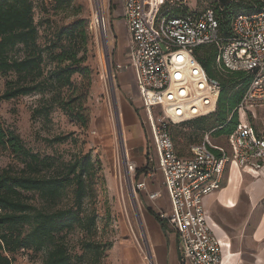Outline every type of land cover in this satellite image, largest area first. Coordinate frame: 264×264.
<instances>
[{
	"label": "built area",
	"instance_id": "built-area-1",
	"mask_svg": "<svg viewBox=\"0 0 264 264\" xmlns=\"http://www.w3.org/2000/svg\"><path fill=\"white\" fill-rule=\"evenodd\" d=\"M92 1L106 26L105 0ZM256 1L255 8L233 17L224 39L211 8L189 11L186 0H122L127 63L118 68L132 72L147 117L154 156L147 160L146 177L155 172L161 176L167 209L157 207L156 214L176 233L182 264H221V244L208 225L203 199L220 188L229 162L256 170L264 161V135H257L248 120L252 109L264 107V0ZM173 9L179 12L171 16ZM202 46L217 49L220 70L245 73L249 81L232 112L237 125L228 136L230 153L206 134L183 157L170 126L214 113L221 93L220 82L207 76L193 55ZM156 110L160 118H154ZM123 164L135 197L146 190V180H134L137 167L126 150ZM146 196L151 203L162 197L157 191Z\"/></svg>",
	"mask_w": 264,
	"mask_h": 264
},
{
	"label": "trees",
	"instance_id": "trees-1",
	"mask_svg": "<svg viewBox=\"0 0 264 264\" xmlns=\"http://www.w3.org/2000/svg\"><path fill=\"white\" fill-rule=\"evenodd\" d=\"M72 1L54 0L58 8ZM219 3L210 8L215 13L221 37L226 39L233 17L249 12L257 1L230 0L222 6ZM178 12L173 9L168 14L174 16ZM84 34V22L76 21L57 29L41 44L32 0H0V75L14 76L5 82L0 101L39 95V105L32 111L33 119H47L56 108L85 126L82 105L77 103L82 95L77 93L72 80L74 75L88 73V68L81 65L84 57L79 56L84 44L80 38ZM193 55L207 76L221 84L216 110L205 117H216L214 133L229 135L237 125L232 112L249 77L241 72H227L229 79H223L222 70L215 63L217 49L213 46L198 47ZM69 136L58 135L46 142L62 144ZM0 146L23 164L19 170H0V264H11L12 256L20 250L42 252L44 257L39 264H75V259L81 260L86 255L97 263L104 249L91 240L96 232L97 216L89 203L95 197L96 178L101 169L98 161L90 153H77L67 161L56 156L41 157L26 149L20 138L5 130L1 123ZM27 194L37 195L43 205L31 203ZM76 229L87 237L81 241L80 256L71 255L64 242V236Z\"/></svg>",
	"mask_w": 264,
	"mask_h": 264
},
{
	"label": "rangeland",
	"instance_id": "rangeland-1",
	"mask_svg": "<svg viewBox=\"0 0 264 264\" xmlns=\"http://www.w3.org/2000/svg\"><path fill=\"white\" fill-rule=\"evenodd\" d=\"M217 1L222 6L224 2L230 0H186V6L189 11H201L215 7ZM32 3L33 19L41 44L49 40L57 29L76 21L84 22L85 34L80 38L84 44L79 56L84 57L81 65L88 68V73L82 76L74 75L72 80L77 93L82 95L77 103L82 105L86 125L76 123L56 108L51 111L47 119L42 117L33 119L32 111L39 105L41 99L39 95L0 101V123L5 130L14 132L26 149L41 157L56 156L67 161L77 153H90L93 159L98 161L101 169L96 178L95 197L89 203L97 216L96 232L91 240L100 243L104 251L97 263L86 255L81 260L75 259V264H147L150 253L154 256L153 235L158 228L155 224L156 215L150 213L148 202L142 194L137 193L134 198L130 196L124 172L122 148L127 151L129 159L137 167L142 165L141 159H137L140 165L134 161L133 151L139 150L141 157L144 149L149 153L150 133L146 114L138 102L134 87L130 81H122L121 73L125 70L123 67L118 68L119 65H123L118 63L117 53L120 40L126 38L124 20L114 9H110L109 18L108 10L113 6L110 3L108 5L105 0L104 17L109 43V47L105 48L104 40L94 21L95 8L92 0H73L68 6L59 8L54 0H32ZM107 58L112 77L107 74ZM125 58L124 55V60ZM125 73L126 76L130 75L129 72ZM221 76L223 79H229L226 71H222ZM13 77L0 75V93L4 90L5 82ZM118 103L121 106V115ZM128 111L135 114H133V126L125 123ZM160 117L161 113L156 110L154 118ZM118 119L121 125V138L117 127ZM215 120V116L207 119V130L216 126ZM200 122L203 124L206 119ZM251 123L260 128L258 119H252ZM170 132L177 151L184 156H188L189 147L201 139V134L177 126L170 127ZM58 135L70 136L62 144L46 142ZM213 140L217 144H224V138L218 137L216 133L213 134ZM7 168L19 170L23 168V164L0 146V170ZM139 176L140 171L137 170L134 180L136 181ZM27 196L34 205L38 207L43 205L37 195L32 197V194H27ZM162 196L164 198V194ZM135 205L139 207V213ZM158 234L162 241L164 238L166 240L160 232ZM86 238L77 229L64 236V242L71 255H82L80 245ZM43 257L42 252L20 250L12 256L11 264H39ZM174 261L176 262V257H170L169 263ZM152 262L155 264L154 257Z\"/></svg>",
	"mask_w": 264,
	"mask_h": 264
},
{
	"label": "crops",
	"instance_id": "crops-1",
	"mask_svg": "<svg viewBox=\"0 0 264 264\" xmlns=\"http://www.w3.org/2000/svg\"><path fill=\"white\" fill-rule=\"evenodd\" d=\"M113 6L109 8L115 10L122 17V0H106ZM116 7V8H114ZM126 38L120 40V47L118 49V63L125 65L126 47L128 43V34L123 26ZM117 41V39H116ZM125 70V69H123ZM125 72H129L130 75H125ZM121 73L122 81H130L136 92L133 75L130 70H125ZM128 73V74H129ZM137 96V92H136ZM138 99V97H137ZM138 102L140 103L139 99ZM141 106V105H140ZM133 112H126L125 123L128 126L134 125ZM135 115V114H134ZM264 107L252 109L248 113V120L257 135H264ZM199 117L188 122L178 125L177 127L183 128L201 134L199 142L194 143L189 147L198 145L201 143L204 135L208 134L212 144L223 147L230 153L228 145L229 135H218V137L224 138V144H217L213 140L214 131L217 127L208 129L207 117ZM259 117V118H258ZM206 119L205 123H201L200 120ZM252 119H258L260 122V128L255 127L252 123ZM150 140V139H149ZM150 145V144H149ZM175 145V144H174ZM176 148V147H175ZM134 150V148L132 149ZM177 151V149H176ZM178 155H181L177 151ZM188 154V156H189ZM138 150L133 151V159L137 165V159H141L142 165L136 166L140 171L139 178L136 181L146 180V190L141 192L148 202V210L151 214L156 215L155 224L157 225L156 231H154L153 238L155 240L154 258L155 264H182L178 253V238L176 233L165 221L157 219L156 208L161 207L164 210L167 209L166 195L161 186V176L155 172L150 177H146L147 169L146 163L148 158L153 157L152 149L150 147L149 153ZM160 192L163 196L151 203L146 194L147 192ZM163 199V203H162ZM204 213L211 228L213 234L218 239L222 248L221 264H264V161L259 169H241L233 162H229L223 174L220 188L205 196L203 199ZM149 215V214H148ZM160 234L166 237V240L162 241ZM144 233V232H143ZM144 238L146 239L145 234ZM166 244V247H164ZM176 257V262L169 263V259Z\"/></svg>",
	"mask_w": 264,
	"mask_h": 264
},
{
	"label": "bare ground",
	"instance_id": "bare-ground-1",
	"mask_svg": "<svg viewBox=\"0 0 264 264\" xmlns=\"http://www.w3.org/2000/svg\"><path fill=\"white\" fill-rule=\"evenodd\" d=\"M98 15H97V11L94 10V21H95V24H96V26L98 28V31L100 32V36L104 40V43H105L104 47L108 48L109 47V43H108V40H107L106 26L104 24H101V21L99 20V16ZM117 105H118L119 114L121 115V106H120L119 103ZM124 156H125V154H124ZM135 196H137V195H135ZM136 211L139 213V207L137 205H136ZM152 258H153V254L150 253L149 257H147V264H153Z\"/></svg>",
	"mask_w": 264,
	"mask_h": 264
},
{
	"label": "water",
	"instance_id": "water-1",
	"mask_svg": "<svg viewBox=\"0 0 264 264\" xmlns=\"http://www.w3.org/2000/svg\"><path fill=\"white\" fill-rule=\"evenodd\" d=\"M106 64H107V71H108V76H110V77H112V74H111V68H110V64H109V60H108V58L106 59ZM120 121H119V119L117 120V127L119 128V133H120V138L122 137V135H121V128H120ZM122 144H123V142H122ZM122 157H123V159H124V154H125V149H123L122 148ZM124 172H125V175H126V180H127V183H128V189H129V193H130V196L132 197V198H134V196H133V193L131 192V186H130V184H129V181H128V176H127V174H126V170H125V167H124ZM135 209H136V205H135Z\"/></svg>",
	"mask_w": 264,
	"mask_h": 264
}]
</instances>
